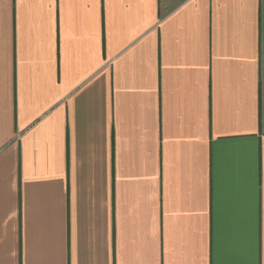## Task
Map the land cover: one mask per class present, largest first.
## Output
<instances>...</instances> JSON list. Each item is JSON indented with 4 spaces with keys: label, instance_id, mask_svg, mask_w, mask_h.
<instances>
[{
    "label": "crops",
    "instance_id": "1",
    "mask_svg": "<svg viewBox=\"0 0 264 264\" xmlns=\"http://www.w3.org/2000/svg\"><path fill=\"white\" fill-rule=\"evenodd\" d=\"M0 264H264V0H0Z\"/></svg>",
    "mask_w": 264,
    "mask_h": 264
}]
</instances>
